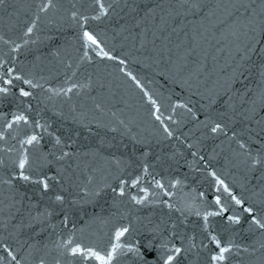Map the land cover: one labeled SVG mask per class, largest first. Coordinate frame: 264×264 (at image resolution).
Returning <instances> with one entry per match:
<instances>
[{"label":"water","instance_id":"1","mask_svg":"<svg viewBox=\"0 0 264 264\" xmlns=\"http://www.w3.org/2000/svg\"><path fill=\"white\" fill-rule=\"evenodd\" d=\"M161 7L180 13L157 31L170 34L156 43H168L171 60L155 58L151 43L137 51L139 38H131L138 21L156 31ZM186 7L177 0L0 6V87L8 89L0 93V264H100L93 253L111 255L109 264H145L149 242L160 257L152 264L177 247L173 264H264V228L252 223L264 224V31L230 28L220 14L177 70V52L216 5L204 0L185 14ZM153 9L156 19H145ZM17 116L27 122L14 123ZM217 123L223 132L212 133ZM217 197L226 211L209 217L205 231ZM213 236L230 249L223 261H212Z\"/></svg>","mask_w":264,"mask_h":264},{"label":"snow or ice","instance_id":"2","mask_svg":"<svg viewBox=\"0 0 264 264\" xmlns=\"http://www.w3.org/2000/svg\"><path fill=\"white\" fill-rule=\"evenodd\" d=\"M177 2L180 3L182 7L187 6L185 8V14H187L188 12H195L197 10H202L203 4H204V0H177ZM214 2H215L216 7L215 8H209L207 12L203 13L204 19L201 23V27H203L204 30L202 32L197 31L196 36L192 37V40L185 46L186 50L182 54L177 52V59L175 61H173L174 64L178 65L177 70H179L180 68L186 67V64H180L179 63L180 61L187 60L189 57L192 56L193 53H195L196 47L199 44V40L197 39V37H202L206 40L208 38V35H209V28L210 27H217V24L215 23L214 18H218L220 14H225L227 19H231V23L228 24V27H230V28H235V29H239V30L247 29L249 32H252V31H255V29L257 27H259L261 29V31H264V0H214ZM5 3H6V0H0V6H3ZM109 7H111V6L109 5ZM161 12L163 13L159 17L161 23L159 25H155L156 31H153L152 28L143 27L144 21H138L135 25H133V27L136 29H141V31L132 35L131 38H132L134 44H135L137 37L139 38L140 47H139V49H137V51H139L140 49H147L148 44L151 43L152 48L150 51L152 53H154L155 58H157V59L167 58V59L171 60V57L173 54V49L168 46V43H163V44H157L156 43V41H159L161 39H163L166 42H169L170 41V34H169V36H164L161 38L160 35H157V31L160 33H163L165 31V28L169 26L168 20L170 18H173L174 15L179 16L180 13L176 12L175 9L165 10L162 7H161ZM104 14H105L104 6H103V4H101V15H104ZM148 17H151L153 20L156 19L155 9L146 13L145 19H147ZM205 22H206L207 26H205ZM220 23L221 24L226 23V20H222V21H220ZM125 30H127V29H125ZM182 30L183 29H178L175 26H172V32H178V31H182ZM31 31H32V29L29 28L28 33H31ZM149 32H151V34H152V40L151 41H149L147 39ZM84 36L92 44L99 47V45L97 44V41L88 32H85ZM127 38L128 37H126V39ZM180 48H181V45L177 44L176 49L179 50ZM105 56H107L108 59L113 58L111 56H108L107 53H105ZM121 63H123V61H121ZM10 74H11V69H9V75ZM261 75L264 76V72H262ZM14 79L19 80L21 78L19 76H16V77H14ZM4 83L5 84H11L12 80H10V79L4 80ZM24 83L27 84V83H30V81H24ZM137 87H141V85L139 83H137ZM7 91H8V89H6L4 87H0V93H6ZM69 91H71V89H69ZM20 95L27 97V96H29V92L21 89ZM145 95H147V93H145ZM153 104H155L154 101H153ZM177 107H185V105L179 104V105H177ZM262 107H264V104H262ZM254 109H255V101L253 102V111H254ZM189 111H190V109H189ZM254 118H255L254 116L248 117V119H250V120L254 119ZM156 119L157 120L161 119L160 115H157ZM22 120L27 122L25 120L24 116H17L14 123H19ZM257 123H260V121H257ZM9 127H11V124L9 125ZM218 131L223 132V128L219 123L215 124L211 128L212 133H217ZM261 131L264 132V128H262ZM165 132H168L169 136L172 135L171 132H169L167 128H165ZM36 140H37V137L35 135H33L30 139L26 140L25 143L31 145ZM56 143L60 144V140L57 139ZM240 147L244 148L245 145L240 144ZM63 155L68 156L69 153L65 152ZM193 155H195V153H193ZM25 163H26V161L23 159L20 161L19 168L21 170H23L25 168ZM21 177L25 181L29 180V176L24 175L23 172H21ZM39 183H41L43 185V188L45 191L48 190V184L47 183H45L42 180L39 181ZM218 183H221V182L218 181ZM225 191H228V189L225 188ZM120 194L123 195V192H121ZM233 199L235 200V203L237 205H241V201L239 199H236L235 197H233ZM56 200L60 201L61 197L56 196ZM215 203H216V205L219 206V211L209 212V213L205 214L203 217V220L205 222V224H204L205 231L207 230V227H208L209 217L221 216L226 211L225 207L220 204V199L218 197L216 198ZM243 210H244V212H247V213H249V215H251L252 210L250 208L245 207ZM227 220L232 221L234 223L239 222V218L233 217V216H228ZM252 223L258 225L261 228H264V224H261L254 217L252 219ZM126 231H127V229L117 231L116 232V239L119 240L120 237H122ZM212 240H213V242L216 243V247L219 249V254L214 255L212 257V261L213 262L223 261L225 259V253L228 252L230 249L228 247L221 246L220 241L217 240L215 236L212 237ZM113 247L116 248V247H118V245H114ZM261 247H264V244H262ZM72 251H73V254L75 255V254L80 252V249L75 248ZM169 251H170V254H168L167 257L163 260V264H173L174 259H176V256H178L180 254L181 249L177 247L174 250H169ZM173 251H174V254H171V253H173ZM9 255H11V253H9ZM93 255L95 256L96 260L100 261V264H109L110 260L112 259L111 255H109L107 259H105L103 256H100V255L95 254V253H93ZM13 259H14V257H13ZM142 259L144 260L145 264H152V262H154V261H159L160 257L157 255V250L155 248H153V246L151 245V242L145 244Z\"/></svg>","mask_w":264,"mask_h":264}]
</instances>
